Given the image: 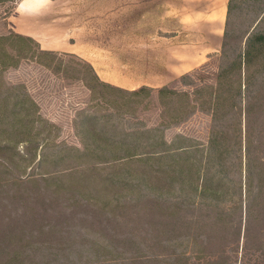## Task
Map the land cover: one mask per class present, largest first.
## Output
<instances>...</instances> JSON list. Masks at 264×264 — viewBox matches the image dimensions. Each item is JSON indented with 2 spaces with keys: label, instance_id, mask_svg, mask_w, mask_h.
<instances>
[{
  "label": "rangeland",
  "instance_id": "rangeland-1",
  "mask_svg": "<svg viewBox=\"0 0 264 264\" xmlns=\"http://www.w3.org/2000/svg\"><path fill=\"white\" fill-rule=\"evenodd\" d=\"M228 3L232 32L255 33L264 47V0L0 4V37L31 39H0V264H174L164 257L173 253L177 264H264V124L262 148L248 157L242 121L224 114L218 149L207 153L210 109L194 94L199 82L213 84L226 15L215 18ZM86 63L123 92L88 91ZM250 72L264 81V50ZM144 86L153 91L125 92ZM162 87L179 92L180 114L150 137L171 154L90 158L112 136L100 122L167 121Z\"/></svg>",
  "mask_w": 264,
  "mask_h": 264
},
{
  "label": "trees",
  "instance_id": "trees-1",
  "mask_svg": "<svg viewBox=\"0 0 264 264\" xmlns=\"http://www.w3.org/2000/svg\"><path fill=\"white\" fill-rule=\"evenodd\" d=\"M10 0H0V4L9 2ZM233 7L230 3L226 6V17L224 29L221 37V44L219 53L217 55L216 66L211 73L213 77V84H201L195 85L196 89L194 94L199 99V104L202 107H207L208 114L210 115V137L213 143H209L206 148L207 153L214 152L218 149L216 139L218 133L222 130L221 121L224 118V114H228L232 117L238 116V119L244 125L243 133L245 140V150L247 156L250 157L252 148L257 152L262 148L260 137L262 135V125L264 124V97H262V89L264 81L262 77H255L251 74L250 68L254 62L260 58L263 54L262 39L252 34L244 36V45H242V36L236 35L232 32L230 27V13ZM3 41H11L12 39L31 40L23 35L11 33L8 36L0 37ZM45 55H49L48 51H40ZM54 54L51 53V56ZM206 65L201 70L195 71L196 75H199V71L208 73ZM89 75L92 77L88 83H85V87L88 91L92 92V87L98 85L101 88H110L117 91H122L119 88H115L107 83L100 81L97 74L91 65L86 63ZM184 75L179 78V83H182L184 79L193 82L194 75ZM196 82L192 83L195 84ZM191 84V85H192ZM201 87V88H200ZM153 91L149 87H140L134 91H125L128 95L137 97L143 92ZM205 91L207 96L205 97ZM158 95L169 94L170 98L167 101L160 102V107L163 109L169 106L168 110L163 114L167 115V121L161 119V123L153 127H148L144 121H141L137 117L131 116V118L121 117L117 114L114 121H106L98 123L102 129H109L111 137H103L102 142L98 147L100 151L91 153L90 158L96 160L97 164L109 165L111 163H119L122 161L134 160V159H149L152 157H161L171 154V150L161 149V146L168 148L167 143L161 136L150 137L151 133H161V131L168 129L172 126L171 120L178 118L179 111V92L170 87H162L156 90ZM229 94V96H227ZM159 99V98H158ZM134 105V110L137 112V106H140L139 102ZM228 104L225 111H220L223 104ZM173 105V108H172ZM194 112H190L189 116L194 115ZM135 116V115H134ZM164 123V124H163ZM101 138V137H100ZM97 138L94 140L97 142ZM152 140V141H151ZM160 149H153L158 148ZM182 148H178L181 150ZM260 153V152H259ZM89 156V155H88ZM95 165V164H94ZM264 177V173H263ZM262 175L258 177L260 182L259 190L262 185ZM250 180V176H248ZM174 264H177L179 257L176 253L169 256ZM150 259L154 261L162 262L165 260L159 254H151Z\"/></svg>",
  "mask_w": 264,
  "mask_h": 264
},
{
  "label": "crops",
  "instance_id": "crops-1",
  "mask_svg": "<svg viewBox=\"0 0 264 264\" xmlns=\"http://www.w3.org/2000/svg\"><path fill=\"white\" fill-rule=\"evenodd\" d=\"M223 8L221 9V13H219L217 16H216V18H215V21L216 22H220L221 20H223L224 19V17H225V15H226V11H225V5L223 4ZM219 20V21H218ZM32 36V35H31ZM32 37H35V36H32ZM35 38H38V36L37 37H35Z\"/></svg>",
  "mask_w": 264,
  "mask_h": 264
},
{
  "label": "bare ground",
  "instance_id": "bare-ground-1",
  "mask_svg": "<svg viewBox=\"0 0 264 264\" xmlns=\"http://www.w3.org/2000/svg\"><path fill=\"white\" fill-rule=\"evenodd\" d=\"M25 5H26V4H23L22 6L19 5V6H20L21 9L23 10V9L25 8ZM19 6H18V7H19ZM24 10H25V9H24Z\"/></svg>",
  "mask_w": 264,
  "mask_h": 264
}]
</instances>
